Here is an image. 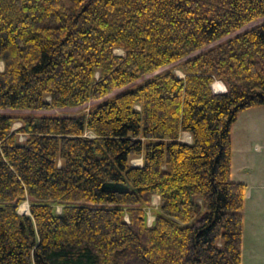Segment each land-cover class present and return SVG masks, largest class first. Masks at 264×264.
<instances>
[{
  "label": "trees",
  "instance_id": "16d2710c",
  "mask_svg": "<svg viewBox=\"0 0 264 264\" xmlns=\"http://www.w3.org/2000/svg\"><path fill=\"white\" fill-rule=\"evenodd\" d=\"M0 61V110L91 102L0 112V264H241L264 0H0Z\"/></svg>",
  "mask_w": 264,
  "mask_h": 264
},
{
  "label": "rangeland",
  "instance_id": "374dc122",
  "mask_svg": "<svg viewBox=\"0 0 264 264\" xmlns=\"http://www.w3.org/2000/svg\"><path fill=\"white\" fill-rule=\"evenodd\" d=\"M246 25L243 30L250 25ZM121 54L122 50H115ZM174 67L178 76H182L178 68V62L160 68L158 71ZM3 63L0 61V70ZM157 71V72H158ZM218 84V91H224L225 86L221 81L212 83ZM83 106L75 108H60L54 110H12L5 109L0 112L11 113H77ZM19 122L14 123L17 127ZM181 139L190 141L188 133H183ZM231 178L234 181L246 185L244 206H243V230L241 246V264H264V107L253 106L240 111L236 120L231 126ZM132 163L139 165L141 158H133ZM159 205L157 198H152L150 207L146 209L147 219H153L152 211ZM28 201L19 206L20 213H28ZM59 209V208H58Z\"/></svg>",
  "mask_w": 264,
  "mask_h": 264
},
{
  "label": "crops",
  "instance_id": "0c3cea01",
  "mask_svg": "<svg viewBox=\"0 0 264 264\" xmlns=\"http://www.w3.org/2000/svg\"><path fill=\"white\" fill-rule=\"evenodd\" d=\"M215 81H220V80H215ZM215 81H214V82H215ZM214 82H213V83H214ZM212 88H213V87H212ZM213 89H214V88H213ZM217 92H223V91H217ZM153 198H154V199L157 198V201L160 202V200H159V196H158V195H154Z\"/></svg>",
  "mask_w": 264,
  "mask_h": 264
},
{
  "label": "built area",
  "instance_id": "2783aa9c",
  "mask_svg": "<svg viewBox=\"0 0 264 264\" xmlns=\"http://www.w3.org/2000/svg\"><path fill=\"white\" fill-rule=\"evenodd\" d=\"M151 222H152V219L151 220L147 219L148 224H151Z\"/></svg>",
  "mask_w": 264,
  "mask_h": 264
},
{
  "label": "bare ground",
  "instance_id": "6f19581e",
  "mask_svg": "<svg viewBox=\"0 0 264 264\" xmlns=\"http://www.w3.org/2000/svg\"><path fill=\"white\" fill-rule=\"evenodd\" d=\"M118 50H119V49H118ZM215 89L218 91V89H219V88H218V84H217V85H215Z\"/></svg>",
  "mask_w": 264,
  "mask_h": 264
},
{
  "label": "water",
  "instance_id": "95a60500",
  "mask_svg": "<svg viewBox=\"0 0 264 264\" xmlns=\"http://www.w3.org/2000/svg\"><path fill=\"white\" fill-rule=\"evenodd\" d=\"M213 91H214V92H217V91H215L214 89H213Z\"/></svg>",
  "mask_w": 264,
  "mask_h": 264
}]
</instances>
